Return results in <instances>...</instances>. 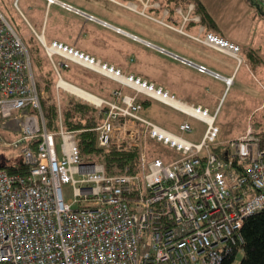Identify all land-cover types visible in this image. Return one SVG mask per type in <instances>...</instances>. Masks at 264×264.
Returning <instances> with one entry per match:
<instances>
[{
	"label": "built area",
	"instance_id": "built-area-1",
	"mask_svg": "<svg viewBox=\"0 0 264 264\" xmlns=\"http://www.w3.org/2000/svg\"><path fill=\"white\" fill-rule=\"evenodd\" d=\"M256 1L264 6V0ZM47 3L74 10L61 0ZM193 8L191 4L187 13L177 8L184 24L201 20L191 16ZM162 23L243 62L239 44L203 25L194 35ZM38 37L57 74L56 130L47 127V99L38 88L28 47L0 9V127L16 133L12 140L0 133V143L19 148L27 166L26 171L0 169V264H223L234 248L240 252L246 218L264 209L260 135L249 129L220 139L219 107L211 113L203 104L185 101L74 45L48 42L43 33ZM157 50L221 78L227 89L234 84V76L169 54L164 47ZM71 63L119 84L113 99L101 97L97 103L74 95L103 114L95 128L99 148L139 150L137 172L127 167L108 175L103 163L80 157L76 133L64 126L61 106V90L73 94L60 86L61 69ZM141 94L205 123L201 140L187 139L141 115ZM179 128L194 131L188 119ZM154 143L161 146H154L159 153L151 147ZM215 147H222V156ZM63 184L72 185L73 201L66 199Z\"/></svg>",
	"mask_w": 264,
	"mask_h": 264
},
{
	"label": "rangeland",
	"instance_id": "rangeland-1",
	"mask_svg": "<svg viewBox=\"0 0 264 264\" xmlns=\"http://www.w3.org/2000/svg\"><path fill=\"white\" fill-rule=\"evenodd\" d=\"M13 2L14 0H0V9H2V11L5 13L6 17L8 18L12 26L16 29V31L20 34V36L25 41L29 42L32 45H35V38L32 39V37L34 35L38 37V33L36 32V30L38 32H41V27H38L37 22L31 19V17L29 16L36 30L33 29ZM70 2H77L83 9L92 11L96 15L100 16V18H103V20L107 19L108 22L123 28L122 30L144 39H146V36H148L156 42H160L158 40H164L167 42H171V44L174 43V41L180 39V36H178V34H181L180 32L176 31V29L172 27H169L167 25L165 26L162 23L165 22L171 24V26L173 27H176L174 23L167 20L168 14H164V11L158 14L156 12L149 11V9L151 8H159L158 4H156V2H154L153 0H150L149 2L147 0H70ZM60 10L62 9L60 8ZM54 19L55 16L52 12V14L49 16L48 30L45 37L48 42H50L53 38L52 33L54 32H56L57 36L59 37L66 36L62 35L63 33H65L63 27H55L53 23ZM98 24L101 27L96 25H91L90 27L92 28L89 27L91 34L87 33L81 36H73V38L69 39V42H71L70 44L83 49L95 56L101 57L105 61H108L110 63L113 62L117 66H123L126 71H133V73L135 72L136 75L142 76L145 79L147 75L157 84H165V79H162L165 78V75L162 74V72L158 68L146 64L145 43L135 40L134 38L127 36L121 31L118 32L101 23ZM133 41L140 44L142 43L145 46L139 45L137 43L135 44ZM58 58L59 57H56L57 62L60 61ZM74 65L78 66L77 64ZM74 74L79 82L88 87V90L92 92L95 91L98 93V95L109 99L113 98L110 93L113 88L119 87V84L117 82L97 75L94 71L85 68H78V70L74 72ZM62 76L66 79L64 72ZM36 77L39 81L41 80V77L39 75L36 74ZM242 78L243 70H241L239 76L237 77L236 83L226 91L221 101L220 113L217 117V124L221 127V133L219 137L220 139L223 135H228L230 137L233 133H231V129L235 127V124L240 126L243 123V117L245 114L241 109L242 105L244 104L242 101L243 97H241V91H244L246 89V84H244V80ZM257 82L258 86L260 82L262 85H264L263 80H258ZM90 87L95 88L97 91L89 89ZM124 90L127 93L133 92L132 90L127 88H125ZM43 91H45V98L47 99L46 103L48 105L51 101L50 94L46 90ZM172 92L175 93L174 90H172ZM61 93L64 103L67 102L69 95H74L62 90ZM222 93L219 96H215V94L211 91L203 90L200 94L198 93L197 95L200 98V101L196 99V95L190 98L184 95H179L177 93L175 94L184 100L187 99L190 101H199L204 106L209 107L211 113H214L215 109L220 103ZM55 98L57 99V89L55 91ZM144 98L145 96L141 94L140 99ZM140 114L147 119L178 134H181L185 138L193 141H200L201 136L205 130V123H203L202 121L188 117L185 114L154 100L150 108L145 107L140 112ZM185 119H188L191 122L194 129L193 132H184L180 130L179 124L182 120ZM0 133L6 140H12L16 137L15 132L4 130V128L2 127H0ZM57 142L59 146L60 139H58ZM157 145V143H154L151 144V147L159 153L160 150H157L154 147ZM158 148H161V146L159 147L158 145ZM20 157L21 155L19 148L8 147L7 145L0 143V162L10 161L16 163V160ZM63 190L66 199L68 201H73L74 194L72 185L63 184ZM242 256L243 251L238 254L237 260L239 261Z\"/></svg>",
	"mask_w": 264,
	"mask_h": 264
},
{
	"label": "crops",
	"instance_id": "crops-1",
	"mask_svg": "<svg viewBox=\"0 0 264 264\" xmlns=\"http://www.w3.org/2000/svg\"><path fill=\"white\" fill-rule=\"evenodd\" d=\"M61 1H64L75 8H78L94 15L95 17L100 18V16L96 15L92 11L83 9L77 2L72 3L70 2V0ZM203 1L218 24L219 31L217 33L240 45V54L243 58V62L241 64H239L238 61L231 55L210 48L178 30L176 31L181 33L178 34V36H180V39L174 41V43L172 44L171 42H167L164 40H158L160 42H156L148 36H146V40L158 46L164 47L169 51L189 58L195 62L205 64L211 70L218 72L224 76H234V84L236 83V79L239 76L241 70H243L242 79L244 80V84H246V89L244 91H241V97H243L242 101L244 103L241 109L245 114L243 117V123L240 126L235 124V127L231 129V133L233 132L231 136L229 137L228 135H223L221 136V139L239 137L245 134L249 129H253L255 130V132H257V134H260V132L264 130V85H262L260 82L261 85L259 84L258 86L257 81H264V6L259 4L256 0ZM13 3L20 10V13L32 26L33 29H35V26L31 22V19L37 22V26L41 27L42 30L41 32H38L35 29L36 32L43 33L45 37L48 30L49 16L53 12L55 16V19L53 21L55 27H63L65 33H63L62 35L66 36L59 37L57 36V33L54 32L52 33L53 38L51 40L58 39L70 44L71 42H69V39L73 38V36L75 35L81 36L87 33L91 34V25L100 26L98 24L99 22L97 23V21L95 20L87 19L83 14L75 10L66 9L59 4L49 5L47 3V0H14ZM60 8L63 11L60 10ZM29 16L31 17V19L29 18ZM179 16L176 17L178 25L174 24L177 28L183 27V30L185 32L194 35H197L199 33V26L190 24L187 28H185V26H187L189 22L184 24L181 14H179ZM134 43L136 44L137 42ZM137 44L145 46L142 43ZM146 64L158 68L162 72V74L165 75V78H162L165 79V84H157L147 75L146 79L156 83V85L158 86H163L169 89L171 92L172 90H174L175 93L179 95H184L190 98L196 95V99L200 101V98L197 95L198 93L200 94L203 90H209L214 93L215 96H219L223 92L220 103L217 106V108L219 107V115L221 101L226 91L228 90L225 81H223L221 78H217L211 74L201 73L196 68L184 64L181 61L171 57L170 55L162 53L157 49L149 47L147 45ZM121 68L126 73H133V71H126L123 66ZM80 88L84 89L82 87ZM95 95L98 96L97 94ZM151 100L152 102L153 100L158 101L156 99ZM185 101H188L190 103L202 104L199 101L196 102L187 99Z\"/></svg>",
	"mask_w": 264,
	"mask_h": 264
},
{
	"label": "trees",
	"instance_id": "trees-1",
	"mask_svg": "<svg viewBox=\"0 0 264 264\" xmlns=\"http://www.w3.org/2000/svg\"><path fill=\"white\" fill-rule=\"evenodd\" d=\"M153 1L160 2V7L157 9L151 8L149 11L156 12L158 14L164 11V9H168L169 12L167 15V20L176 25H178L176 17L179 16L177 8L181 7L183 12L187 13L189 11V6L193 4L194 8L191 11V16L199 15L201 20L199 22L192 20L187 26H185V28L192 24L197 26L203 25L207 32L217 33L219 31V27L215 18L210 13L203 0ZM33 38H35L36 41L35 45L30 44L24 39L23 40L30 52L33 68L36 74L41 77L40 81L37 78L38 88L40 90H46L50 94L51 101L45 107L47 127L49 130H56L59 126L58 106L57 100L55 98L57 74L41 41L35 35L32 37V39ZM58 59L61 60L60 58ZM78 68H80L79 65L76 66L74 63H71L68 67H63L61 69V73L63 74L64 72L66 79L64 77L63 78L88 90V87L84 86L75 77L74 72H76ZM96 74L100 75L98 73ZM89 89L96 90L95 88L91 87ZM91 92L92 91H90V93ZM93 93L94 95H98V93L95 91L92 92V94ZM110 93L112 96V91ZM98 96L109 99L101 95ZM141 102L143 109L145 107L150 108L152 105V100L146 97L141 99ZM61 106L64 126L68 130L75 131L79 155L83 160L98 161L103 163L108 175L124 173L127 167L131 169L132 173L137 172L140 163V154L137 148H131L130 150L112 149L107 151L97 146V132L95 128L102 121L103 114L99 112L95 105L74 95H69L67 102L64 103L61 93ZM108 108L109 106L105 105L104 109ZM259 135L264 145V130H262ZM214 149L219 156H222V147H215ZM1 168H5L10 172H14L26 171L27 166L23 162L22 157H20L16 160V163L10 161L0 162V169ZM241 232L244 237V245L241 250L243 251L242 258L239 261L237 260V256L241 251L239 252L236 248H234L231 254L224 260L223 264H264V209L246 218Z\"/></svg>",
	"mask_w": 264,
	"mask_h": 264
},
{
	"label": "bare ground",
	"instance_id": "bare-ground-1",
	"mask_svg": "<svg viewBox=\"0 0 264 264\" xmlns=\"http://www.w3.org/2000/svg\"><path fill=\"white\" fill-rule=\"evenodd\" d=\"M110 28H113L110 26ZM116 29V28H115ZM121 32L126 34V35H130V33L124 31L121 29ZM138 37V36H137ZM60 86L64 87L65 89L69 90L70 92H72L73 94L79 96V97H82L86 100H89L91 102H94V103H97V102H100L101 98L84 90V89H81L79 86H77L76 84L73 85V83L63 79L60 81Z\"/></svg>",
	"mask_w": 264,
	"mask_h": 264
},
{
	"label": "water",
	"instance_id": "water-1",
	"mask_svg": "<svg viewBox=\"0 0 264 264\" xmlns=\"http://www.w3.org/2000/svg\"><path fill=\"white\" fill-rule=\"evenodd\" d=\"M73 8H74V10H77V12L83 14L86 18H89V19L95 20V21H97V22H99V23H101V24H103V25H105V26H107V27H109V28H110V26H111V27H113L112 29H114V30H116V31H118V32L121 31V29H120L118 26H115V25L113 26V24L108 23V22H106L105 20H103V19H101V18L95 17V16H93L92 14H90V13H88V12H85V11L80 10V9H78V8H75V7H73ZM115 28H116V29H115ZM127 36H128V35H127ZM129 37H132V38H134V39H136V40H138V41H141V42H143V43H145V44L151 45V46H153V47L156 48V49H160V48H161L160 46H158V45H156V44L150 43V41H148V40H146V39H144V38H140V37L138 38L136 35H134V34H132V33H131V36L129 35ZM38 38H39V37H38ZM166 52H168L169 54L172 53V52H170L169 50H166Z\"/></svg>",
	"mask_w": 264,
	"mask_h": 264
}]
</instances>
